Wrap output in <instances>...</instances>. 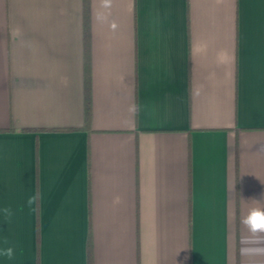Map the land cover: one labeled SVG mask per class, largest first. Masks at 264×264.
I'll return each instance as SVG.
<instances>
[{
  "label": "crops",
  "instance_id": "obj_1",
  "mask_svg": "<svg viewBox=\"0 0 264 264\" xmlns=\"http://www.w3.org/2000/svg\"><path fill=\"white\" fill-rule=\"evenodd\" d=\"M254 200L264 0H0V264H264Z\"/></svg>",
  "mask_w": 264,
  "mask_h": 264
},
{
  "label": "clouds",
  "instance_id": "obj_2",
  "mask_svg": "<svg viewBox=\"0 0 264 264\" xmlns=\"http://www.w3.org/2000/svg\"><path fill=\"white\" fill-rule=\"evenodd\" d=\"M39 195H32L27 199V205L31 211L36 209L32 207ZM258 204L264 201L254 200ZM5 216L10 217L12 210L9 207L3 209ZM241 224L246 233L241 237L240 254L245 258H254L264 256V207H253L241 218ZM7 243V240H5ZM0 255L12 259L14 255L13 247L9 246L0 250Z\"/></svg>",
  "mask_w": 264,
  "mask_h": 264
},
{
  "label": "trees",
  "instance_id": "obj_3",
  "mask_svg": "<svg viewBox=\"0 0 264 264\" xmlns=\"http://www.w3.org/2000/svg\"><path fill=\"white\" fill-rule=\"evenodd\" d=\"M90 116H91L90 90H89V87L87 85V92H86V119L89 120ZM88 264H92L90 246H89V250H88Z\"/></svg>",
  "mask_w": 264,
  "mask_h": 264
}]
</instances>
